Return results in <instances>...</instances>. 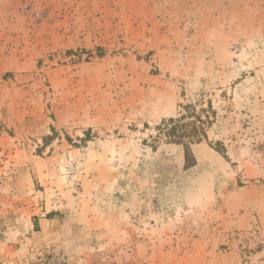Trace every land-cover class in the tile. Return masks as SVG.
I'll return each instance as SVG.
<instances>
[{"label": "rangeland", "instance_id": "1", "mask_svg": "<svg viewBox=\"0 0 264 264\" xmlns=\"http://www.w3.org/2000/svg\"><path fill=\"white\" fill-rule=\"evenodd\" d=\"M53 259L264 262V0H0V264Z\"/></svg>", "mask_w": 264, "mask_h": 264}, {"label": "trees", "instance_id": "2", "mask_svg": "<svg viewBox=\"0 0 264 264\" xmlns=\"http://www.w3.org/2000/svg\"><path fill=\"white\" fill-rule=\"evenodd\" d=\"M183 109L184 113L178 118L166 120L157 128L159 136L155 140L159 142L164 138L169 144L182 145L186 151V158L189 160L192 155L190 147L207 139L209 122L204 121L193 107L187 106ZM257 246L258 243L254 238L241 239V257L247 259Z\"/></svg>", "mask_w": 264, "mask_h": 264}, {"label": "crops", "instance_id": "3", "mask_svg": "<svg viewBox=\"0 0 264 264\" xmlns=\"http://www.w3.org/2000/svg\"><path fill=\"white\" fill-rule=\"evenodd\" d=\"M32 226H33V224H32ZM38 228H39V232L37 234H39L40 238H41V241H39V242L41 244L45 245L46 241H47L45 234H52V230L50 229L49 220L46 217L45 218L40 217V219L38 220Z\"/></svg>", "mask_w": 264, "mask_h": 264}, {"label": "built area", "instance_id": "4", "mask_svg": "<svg viewBox=\"0 0 264 264\" xmlns=\"http://www.w3.org/2000/svg\"><path fill=\"white\" fill-rule=\"evenodd\" d=\"M52 264H66V262L63 260H61V259H53L52 260Z\"/></svg>", "mask_w": 264, "mask_h": 264}]
</instances>
